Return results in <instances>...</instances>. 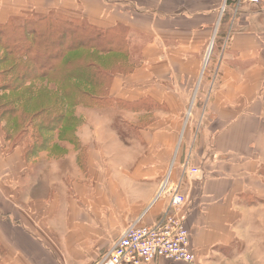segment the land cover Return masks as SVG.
<instances>
[{"label": "crops", "instance_id": "crops-1", "mask_svg": "<svg viewBox=\"0 0 264 264\" xmlns=\"http://www.w3.org/2000/svg\"><path fill=\"white\" fill-rule=\"evenodd\" d=\"M224 2L0 0V25L59 15L123 32L133 60L108 91L122 109L80 108L62 156L26 161L0 125V264H95L163 218L167 177L195 264H264V0L220 15Z\"/></svg>", "mask_w": 264, "mask_h": 264}, {"label": "trees", "instance_id": "trees-1", "mask_svg": "<svg viewBox=\"0 0 264 264\" xmlns=\"http://www.w3.org/2000/svg\"><path fill=\"white\" fill-rule=\"evenodd\" d=\"M124 37L55 14H28L0 25V124L6 142L13 135L21 142L24 160L48 152L55 141L77 144L75 108L120 105L108 91L116 74L128 73L117 72L126 66ZM75 52L82 56L77 66L69 57Z\"/></svg>", "mask_w": 264, "mask_h": 264}, {"label": "built area", "instance_id": "built-area-1", "mask_svg": "<svg viewBox=\"0 0 264 264\" xmlns=\"http://www.w3.org/2000/svg\"><path fill=\"white\" fill-rule=\"evenodd\" d=\"M219 10L221 15L228 10L233 14H244L250 10H259L260 0H224ZM197 169H189L190 175ZM167 177L162 184L159 197L169 200V210L163 218L152 225H140L137 222L126 228L112 247L102 254L95 264H195L196 258L190 249L189 232L185 227L184 206L186 198L178 189L168 185Z\"/></svg>", "mask_w": 264, "mask_h": 264}, {"label": "rangeland", "instance_id": "rangeland-1", "mask_svg": "<svg viewBox=\"0 0 264 264\" xmlns=\"http://www.w3.org/2000/svg\"><path fill=\"white\" fill-rule=\"evenodd\" d=\"M263 0H261V2H262ZM19 18H22V17H18L17 19H19ZM19 22H18V20H15V22L14 23H11V24H9V26H10V28L12 29V27L14 26V24H18ZM130 56H131V54L128 52V47H127V54H126V57H125V61H126V66L125 67H123V68H120V69H118L117 70V72H129L130 71V69H132V65H131V63L130 62H132L133 60H131L130 59ZM70 59L73 61V62H75V65L76 64H79L81 61H82V56L79 54V53H72V54H70ZM77 66V65H76ZM109 69H111L109 66L106 68V70L107 71H109ZM116 71V70H115ZM63 84H64V86H66L68 83L67 82H62ZM80 108H83V107H77V108H75V110H74V115L75 116H80L78 113H79V109ZM109 109H112L113 111H116V110H119V109H122V106H120V105H116V104H113V103H106L105 102V105H104V107H103V109H101V110H109ZM100 110V109H99ZM110 114H113L112 113V111H110ZM189 115V114H188ZM81 117V116H80ZM81 118H80V123H81ZM1 125V127H2V125L3 124H0ZM114 128H115V130L116 131H118V132H120L121 134H126V133H128V134H130V133H132V130L128 127V126H126V125H122V123L120 124V121L119 120H116V123H115V125H114ZM66 135H65V137L66 138H68L69 136H70V132H69V130H67L66 131V133H65ZM15 143H17L19 146H14L15 145ZM29 143H31V139H30V137L29 136H27L26 137V139H25V144H29ZM57 141H55V146L54 147H52V148H50L49 149V151L48 152H42V153H48L49 154V156L51 157V156H53V157H59V156H62L63 154V152H62V150L57 146ZM59 143V142H58ZM75 144V146H77L76 145V142L74 143ZM9 147L10 148H14V147H21V142L20 141H16V139H15V135H13V137L11 138V143H9ZM41 153H39L38 155H37V157L40 155ZM31 160V159H30ZM29 160V161H30Z\"/></svg>", "mask_w": 264, "mask_h": 264}]
</instances>
